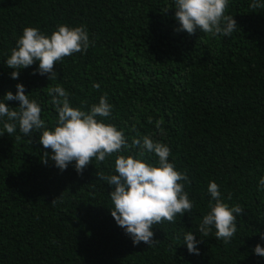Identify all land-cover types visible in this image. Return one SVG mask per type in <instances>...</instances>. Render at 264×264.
<instances>
[{
	"label": "trees",
	"instance_id": "1",
	"mask_svg": "<svg viewBox=\"0 0 264 264\" xmlns=\"http://www.w3.org/2000/svg\"><path fill=\"white\" fill-rule=\"evenodd\" d=\"M250 3L231 0L227 14L238 29L223 38L199 29L178 32L172 0H0V98L24 84L51 127L58 114L50 88H65L74 107L106 94L114 106L107 122L129 144L137 135L166 144L170 162L191 180L185 191L195 202L174 223L153 226L159 242L134 245L111 216L112 188L104 177L115 174L116 154L104 162L93 158L82 174L74 164L60 171L51 159L43 162L51 149H43L39 132L29 138L17 131L18 140L4 133L0 264H264L253 254L256 244L264 245V192L258 191L264 178V7ZM60 24L85 26L88 51L55 64L52 80L33 75L38 62L12 79L14 69L5 62L23 29L51 34ZM9 105L15 109L19 102ZM210 181L243 213L230 243L213 229L201 237L200 255H191L181 246L183 233L197 231L214 204Z\"/></svg>",
	"mask_w": 264,
	"mask_h": 264
},
{
	"label": "clouds",
	"instance_id": "2",
	"mask_svg": "<svg viewBox=\"0 0 264 264\" xmlns=\"http://www.w3.org/2000/svg\"><path fill=\"white\" fill-rule=\"evenodd\" d=\"M230 2L172 0L179 25L176 30L194 34L199 29L212 37H230L238 29L234 16L227 14ZM250 7H264V0H251ZM91 46L88 30L83 25L60 24L51 34L29 26L23 29L5 63L14 69L11 72L14 80L19 79L21 70L37 62L33 75H48L52 80L57 75L55 64L74 53H86ZM93 88L99 90L100 84H93ZM48 95L58 114L51 127L46 119H42V105L31 98L32 94L26 95L24 84L16 85L15 94L7 91L0 98V125L3 128L0 136L7 133L18 140L21 135L31 138L33 132H39L43 149H51V153L44 152L43 162L47 164L51 159L60 171L74 164L78 174L92 164L93 158L104 162L116 154L115 174L104 177L112 188L110 199L114 207L110 208L111 216L134 245L144 242L150 246L159 242L154 240V225L165 220L174 223L177 215L184 216L192 211L195 202L185 191V184H190L191 180L186 172L178 171L170 162L171 149L147 135H137L129 144L125 133L107 122L114 106L106 94L100 96L98 103L87 107H74L70 94L59 85L50 88ZM11 101L19 102V107L13 109L9 105ZM160 123L156 122L158 128ZM17 131L21 135H17ZM152 155L157 158L155 162ZM207 191L214 204L210 203V210L202 216L197 231L183 233L181 246H186L191 255H200L199 245L204 242L201 237H207L213 229L217 239L230 243L237 233V217L243 213L239 205L224 201L215 181L209 182ZM258 191L264 192V178L259 179ZM261 239L264 240V235ZM253 254L264 258V245L256 244Z\"/></svg>",
	"mask_w": 264,
	"mask_h": 264
}]
</instances>
